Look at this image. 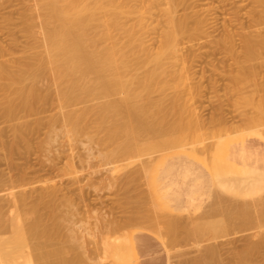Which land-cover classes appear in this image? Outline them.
<instances>
[{
	"label": "rangeland",
	"instance_id": "rangeland-1",
	"mask_svg": "<svg viewBox=\"0 0 264 264\" xmlns=\"http://www.w3.org/2000/svg\"><path fill=\"white\" fill-rule=\"evenodd\" d=\"M252 1H191L194 17L199 16L207 22L203 28H199L190 37L184 39L181 45V54L188 63H186L187 68L182 71L184 81L181 80V84L178 85L171 80L163 86L165 79L156 80L151 91V98L148 100L151 102L144 101L148 104L145 105L147 111L151 109L150 113H147L151 114V117L147 114L145 117L147 121L153 118V124L160 132L147 134L143 138L144 148L122 160L104 159L101 154L106 150L104 151L87 136L69 141L63 129L61 132L58 131L57 136H53L50 144L52 124L60 115L58 113L61 108L57 107V99H54L57 98L55 86L50 87V90L49 86L52 84L50 85L49 81L47 90L51 92L48 94L50 98L46 104L38 106L36 112H30L32 116L28 112V116H24L27 113L20 111V117L16 116L19 121L16 120L17 118L8 120L3 118L5 108L1 105L0 242L4 243L0 244V248L6 244L4 245L5 250L0 249L1 252L7 251L6 248L9 246L13 249L8 247L9 252L14 254L13 257L17 255L15 258L20 262H23L20 257L24 259L23 264L30 258L32 264L37 262V264H47L50 258L53 261L50 259L51 263L49 261L48 264H66L71 258L70 255L72 258L67 264L71 261L73 264H115L118 261L113 259V261L116 260L113 262L110 256L103 253L102 249L105 240L111 238L109 240L114 241L115 237V240L120 239L119 242H131L136 255L135 264H168L169 262L201 264L202 259L210 263L213 258V254L209 252L211 247L215 248V251H211L218 252L216 253L218 256H215L213 252L216 258H213L214 261L216 260L215 263L238 264L239 261H244L247 264L250 260L249 264H264V229H262L264 225L260 227V224L251 223L250 220L248 224L246 220L248 225L244 226L245 221L241 220L242 223H239L240 220H236L234 222L226 217V213L236 212V209L242 210L239 206L246 207L247 203L256 205L257 210L264 209V175L261 176L263 177L261 178L263 189L261 188L258 197L257 194L255 195L256 198L250 196L251 199H249L250 197L242 195V192H231V194L220 186V180L240 178V174L236 172L239 167H231L225 160L229 152H232L230 157L232 161L239 162L244 159L248 163L264 167V48H261L264 46L261 44V40L262 43L264 42V0H254L253 3ZM23 3L22 0H0V44L3 45L4 50L10 52L2 56L3 61L6 58L13 59L10 56H14V59L15 56L16 59L18 56L20 58L24 53L31 51L26 50L29 45L32 49L35 46L33 40L29 39L23 30L20 15ZM182 13L183 11L180 12ZM35 29H39L38 22L35 24ZM248 37L253 38L254 41L257 37L261 38L260 40L257 38L260 43L258 41L255 43V45L257 43L261 45H256L260 46V49L258 47L253 50L257 52L259 49L257 53L249 52L244 48V40ZM38 48L36 47L37 50L34 49L31 52L41 50L40 47ZM147 71L149 69H143L142 73ZM174 92L181 94L178 96L181 100L178 98V101L176 97L175 101L181 102L180 106L186 107L182 112L180 111L181 115L178 111L183 107L179 106L181 109L177 106L173 107L174 104L179 105L172 98ZM3 97L4 92L0 91V99ZM100 100L87 105L104 101V99ZM78 105H76L77 108H81L83 104ZM149 105L152 107L150 108ZM177 108L179 110L176 111ZM179 116L182 117L184 124L182 119V124H179L181 123ZM244 116L256 120H247ZM176 120L177 122H174ZM254 120L258 125L263 126V128L260 127L263 131L261 135H256L258 129L260 130L259 126H257L258 129L255 126L256 132L252 129L253 122L256 124ZM169 122H173V125L175 123L176 127L169 125ZM250 124L253 126H249ZM17 125L28 130H23L26 132L24 133L26 137L24 135L23 138L15 136V128L19 127ZM217 160L221 163L219 164ZM8 180L10 183L7 182ZM14 194L17 195L16 198ZM15 203L16 206H14ZM248 204L246 207L248 209L245 208L248 210L246 212L254 208ZM256 209H253L256 213L252 211L248 216L259 214ZM227 210L228 212H225ZM37 211H39L38 215ZM30 215L33 216L30 217ZM150 215H152L151 218ZM35 216L41 217L40 225L36 223L37 217ZM168 217L171 219L167 220ZM179 219L186 227L179 231V236L173 244L169 241L172 246H169V242L166 246L167 241L171 239L167 238V233L163 235L166 232L164 230L168 227L167 224L170 223L169 226H171L172 223L173 226V222L175 225V221ZM27 220H30L29 223ZM170 220L171 222H168ZM17 221L18 225L15 224ZM34 221L40 227L39 229L42 230L43 226L44 230L50 229L46 231L47 233L42 230L46 236L42 235L39 229H35L37 226ZM21 222L24 224L22 225ZM197 222L203 226H206L204 224L208 226L215 224L223 228L228 227V230L226 229L218 236L210 233L200 237ZM10 224L13 225L10 226ZM116 224H120L119 229L115 227ZM3 226L6 227L2 232ZM57 226L61 228L60 231ZM37 231L41 234H35ZM67 231L72 236L75 235L74 238ZM158 231L159 234H157ZM66 234L69 236L67 237ZM163 239L166 240L163 241ZM70 244H73V247ZM206 246L208 247L205 249ZM63 252L64 255H62ZM208 254L210 257L207 256Z\"/></svg>",
	"mask_w": 264,
	"mask_h": 264
},
{
	"label": "bare ground",
	"instance_id": "bare-ground-1",
	"mask_svg": "<svg viewBox=\"0 0 264 264\" xmlns=\"http://www.w3.org/2000/svg\"><path fill=\"white\" fill-rule=\"evenodd\" d=\"M22 1L24 3H23V7H22V11L20 15H21L22 24L24 27L23 30L25 31V34L29 37V39L31 38L33 40L34 42L33 44L35 45L33 49L30 48V45H29L30 49L26 48V50L28 49V50L33 51L34 49H36V47L37 48L40 47L41 50L34 51V52L25 51L26 53H24L20 58H18L19 57L18 56L16 59V56H15V59H14V56H10L13 59L10 60L6 58L5 61H3L4 57L2 56L3 55L5 56L7 50H4L3 45L1 46L0 44V57L2 58V59L0 58V60H2L0 61V91L4 92V97L0 99V106L2 105L5 108L3 110L4 112L3 118H6L8 120L9 119L15 120L17 117L18 118L20 117V113H19L20 111L22 112L24 111V113L28 112L29 115L31 113L36 112V109L38 108V106L40 107L41 105L46 104L48 98H50L48 97L49 96L48 94L51 92L47 90L48 89L47 86L51 82L50 85L51 84L52 85L49 86V89L51 90V88H53V85L55 86V88L57 87V89L54 88L55 93H57V95L55 94L57 98H54V99H57L56 102L59 104V105L57 104V107L59 106V109L61 108V111L58 113V115L60 114L59 115L60 119H58L59 116L56 117L57 119L53 117L55 121L52 124L51 132H50L51 141L48 140L50 144L53 141L52 139L53 136L55 135L57 136L58 131L61 132V129H63L65 136L69 141L75 140L81 136H87L91 141L96 142L100 146V148L102 147L104 151L106 150V152L102 153L101 156L104 159L109 160V161L122 160L123 158H126L127 156H131L137 150L143 149L144 148L143 138H145L147 134H152V133L157 134L160 132V130L156 128L157 126L153 124L154 123L152 120L153 118L152 119L150 118L151 121L149 119H148L149 121H147L146 119L147 117L145 116L148 112L150 113L151 109L147 111L146 109L147 107H145L147 102H144V101L150 100L151 91L157 79H162V78L165 79L163 86L167 85L171 80H173V82L177 83L178 85L181 84L180 82L182 80V76H184L182 71L187 68L186 65L188 64L187 60L181 54V50H182L181 45L184 39H186L187 37H190V35H192L193 32L198 30L199 28H203V26H205L207 22L206 19L200 18L199 16L194 17V15L192 14V9H193V3L191 2L192 0H30L26 2L25 0H22ZM255 10H256V7H255ZM181 11H183L182 14H180ZM254 17H255V14H254ZM36 22H38V26H39L38 30L35 29ZM257 38L255 39V41L251 37H248L246 40H244L245 41L244 48L247 49L249 52L255 53L256 51H253V50H256L258 47L260 49V46H261L260 44H258L260 43V41L258 40H260L261 38L260 39L258 38V40ZM256 41H258L257 44L260 46L257 47L256 46L257 44L255 45ZM263 41H264V38H263ZM226 43L229 45L228 42ZM261 44H264V42L262 43V40H261ZM31 47H32V44H31ZM262 47L264 48V46H261V48ZM7 53H10V52H7ZM143 69H149V71H147L146 73H142ZM186 78H188V76H186ZM42 82L46 83V85H44V83ZM179 94L177 92H174V95L172 94L173 95L172 98H174V101L176 97L178 100L179 98L178 96H181L182 93L180 95ZM100 99H104V101L100 102L99 104L95 103L92 105H87L89 103L96 102ZM178 101H177L178 104L181 103ZM148 102H151V101H148ZM78 104H83V105H81L82 107L80 106L81 108H77L76 105ZM174 105L175 106L173 107L175 108L176 106L177 107L180 106V104L179 105L174 104ZM74 107H76L77 109L76 108L74 109ZM151 107L152 106H150V108ZM180 107H183V106L181 105ZM185 108L184 107L183 109L180 108L181 110L177 108L176 111L179 110L178 112L180 114V111L182 112ZM28 113L25 114L24 116H28ZM148 115L149 114H147V116ZM148 117H151V114ZM18 118L16 120H18ZM24 118H27V117H24ZM249 118L250 117H247L246 119L248 120ZM179 119H180L179 122H181L179 124H182V121H183L182 117L179 116ZM251 119L253 120L255 118H251ZM171 121L172 120H170V122ZM25 122H26L25 123L26 127H28L27 121ZM174 122H177V120ZM248 123H250V121H248ZM258 123H261V122H258ZM183 124H184V121H183ZM253 124H254V127H252L253 130L255 126L257 129H258L257 126H259V128L260 127L263 128L262 124L258 125L257 122L256 124L253 122ZM253 124H250L249 126H253ZM20 125H17L19 127L15 128V134H16L15 136L18 138L20 137L23 138L24 133H26L23 130L25 131H28V130L26 128L25 129L20 128ZM169 125H172V126L175 125L174 127H176V124L174 123L173 125V122L170 123ZM178 126L180 127L181 125H178ZM182 127L183 126H181V128ZM262 128H260V130L258 129V132H257L258 134L255 133L257 129L254 130L255 132H252V131L251 132L256 135H261L262 134L261 132L264 131V129L262 131ZM6 149H9V148H6ZM101 151L103 152V150ZM231 156H232V152H229L225 160H227L228 165H230L231 167H234V166L239 167L237 169L236 167L233 169L234 170L236 169V172L238 171V173L240 174V178L225 179L223 181L220 180V186L225 191H228V193L229 192L230 193L231 192L233 193L242 192V195L246 197L248 196V198L250 196H252L253 198L254 197L256 198V196L258 197L259 196L258 193H260L261 188L263 189V187L261 186L262 184L261 178L263 179V177L261 176L264 175V167H260L259 165L248 163L244 159H242V161H239V162L232 161V159L230 158ZM217 159L219 160V158ZM218 163L220 164L221 161H219ZM7 182H9V180ZM249 199H251V197ZM24 200H25V197H24ZM26 200H27V196H26ZM43 202L41 203L43 204ZM16 203L14 206H16ZM247 204H246V207H248ZM3 206L5 205L3 204ZM250 206H253V205H250ZM255 206L256 205H254L253 206L254 208L251 209L252 211L253 209L254 210L256 209ZM239 207L242 210H238L235 208L236 212H228V210L225 211V212H228L226 213V217L231 220H234V222L236 220H240L238 221L239 223H242V221H245L243 224L244 226L245 224H247L249 220L251 221V223L252 222L253 223L255 222V224L258 223L256 225L260 224L259 225L260 227L264 225V209L259 208L260 210H257L258 209L257 208L256 210L259 211V214L257 215L253 214L251 216H248L249 213H252V211L246 212L248 211V210H245L246 207H243V208L241 206ZM231 211L233 210L231 209ZM17 212H20V211H17ZM38 212L39 211H37V215H38ZM32 213L35 214V212L33 211ZM246 213L248 214L246 215ZM24 216L23 218H25ZM31 216L33 215H30V217ZM40 216L42 217V214ZM40 216H35V218L37 217L35 221H37L36 223L38 225H40L39 222L40 223L42 222L40 221L41 220ZM151 216L152 215H150V218ZM13 217H16V216H13ZM23 218L21 217L22 220ZM25 219H28V218H25ZM169 219L171 218L168 217L167 220ZM30 220H27L28 223ZM152 220H155V219H152ZM167 220L165 221L167 222ZM1 221H4V220H1ZM105 221L106 220H104V222ZM165 221L163 222V224L165 223ZM168 222H171V220ZM175 222H176L175 225L173 222V226H172V223H171V226H169L170 223L169 224L166 223L168 227L166 228V230H164L166 232L163 233V235L167 233V238L171 239V240L167 239L168 240L167 243L164 242V244L166 243V246L169 241H172V244H173V242L179 236V231L183 230L186 227V225L183 224L184 222L182 223L180 219L179 221H175ZM17 223L18 221L15 224L18 225ZM21 224L23 225L24 223L21 222ZM37 224H36L37 227H35V229L37 228L36 230L40 228L38 227ZM12 225L10 224V226ZM16 225H14V227ZM119 225L120 224L118 225L116 224L115 227L118 228ZM141 225L142 224H140L139 226ZM204 225L206 226H203L202 224L196 225L197 231L200 234V237H203L210 233L212 235L218 236L220 235V233L223 234L222 232H225L226 229L228 228L225 226H224L225 228H223L215 224L214 225L209 224L210 226H208L207 224H204ZM155 226L156 225H154V227ZM252 226L254 225L252 224ZM5 227L1 228L2 232H3V229H5ZM22 228H24V226ZM43 228L42 230H44ZM68 228L70 227L68 226ZM46 229L47 230H44L45 232L50 230V229L48 230V228ZM58 229L60 231L61 228H58ZM262 229L264 228L262 227ZM262 229L259 228L260 231H263ZM15 230H17V228H15ZM30 230H32V228ZM42 230L39 229L38 231L41 232ZM64 230L66 231V229ZM115 230L116 228L113 230L114 234L116 232ZM161 230L163 232L162 228ZM38 231L35 232V234H38V233L41 234ZM44 231H42V235L45 233ZM52 231L53 230H51V232ZM159 231L157 234L160 233ZM260 231L258 232L260 233ZM67 232L69 233V231ZM125 232H126V229H125ZM70 234L71 233H69V235ZM114 234L111 236L113 237ZM69 235H67V237ZM163 235L161 236L162 238H163ZM62 236L64 237V235ZM70 236H72V234ZM74 236H72V238H74ZM109 239L105 240L102 246V249L104 251L103 253H105V255L107 254L112 259L108 256L107 258H110L112 261L113 259H116L119 264H134V256L132 253L130 241H127L126 243L125 242L126 239L125 240L122 239L125 242L123 243L121 241L119 242L120 240L119 238L118 240H115V237H114L113 239L114 241L112 240L110 241ZM59 240H60V237H59ZM165 240L166 239H163V241ZM1 243H4V242H0V244ZM13 243H15V241ZM4 245H2L3 248H0V249L5 250ZM170 245H171V242H169V246ZM71 246L73 247V244ZM76 246L77 245H75V247ZM8 247L6 248L7 251L1 252L2 250H0V264H23L24 259L20 257V259H22L23 262L22 261L20 262V260L18 261L17 258H15L17 255L13 257L14 254L12 255V252L11 251H10L11 253L9 252L8 249L10 247L9 248ZM207 247L208 246H206L205 249ZM60 248L62 249V246H60ZM211 250L215 251V248L212 249L211 247ZM211 250L209 248V252L210 254L211 253L213 254V258H215V256H218L216 254L218 252L215 253L214 251H211ZM62 255H64V252ZM66 255L68 254L66 253ZM207 256L210 257L209 254ZM70 257L72 258V255H70ZM58 258L60 259L61 257H58ZM213 258L211 259L210 263L206 260L204 262V260L202 259L203 262H201V264H217L218 262L215 263L216 260L214 261ZM30 259H27L25 261V264H32L31 263L32 261H30ZM50 259L48 260L50 261ZM70 260H68L67 262H69ZM116 260L114 261L116 262ZM244 260L247 261V259H244ZM212 261H214V263H212ZM239 262L240 263L238 264H246L244 261L243 262L239 261ZM248 262L250 263V260ZM71 263L72 261L70 262V264ZM118 263H115V264H118ZM169 264H173V263L169 262Z\"/></svg>",
	"mask_w": 264,
	"mask_h": 264
},
{
	"label": "crops",
	"instance_id": "crops-1",
	"mask_svg": "<svg viewBox=\"0 0 264 264\" xmlns=\"http://www.w3.org/2000/svg\"><path fill=\"white\" fill-rule=\"evenodd\" d=\"M130 244H131V242H130ZM131 248H132V253H133V256H134V264H135L136 255H135V253H134V249H133V246H132V244H131ZM168 264H169V263H168Z\"/></svg>",
	"mask_w": 264,
	"mask_h": 264
}]
</instances>
